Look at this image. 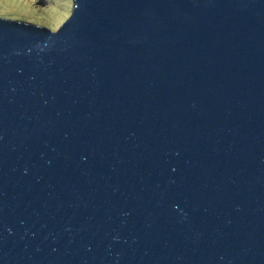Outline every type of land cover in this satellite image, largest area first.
<instances>
[{
	"label": "water",
	"instance_id": "95a60500",
	"mask_svg": "<svg viewBox=\"0 0 264 264\" xmlns=\"http://www.w3.org/2000/svg\"><path fill=\"white\" fill-rule=\"evenodd\" d=\"M0 17V264H264V0H72Z\"/></svg>",
	"mask_w": 264,
	"mask_h": 264
},
{
	"label": "rangeland",
	"instance_id": "374dc122",
	"mask_svg": "<svg viewBox=\"0 0 264 264\" xmlns=\"http://www.w3.org/2000/svg\"><path fill=\"white\" fill-rule=\"evenodd\" d=\"M72 0H0V17L55 31L72 11Z\"/></svg>",
	"mask_w": 264,
	"mask_h": 264
}]
</instances>
